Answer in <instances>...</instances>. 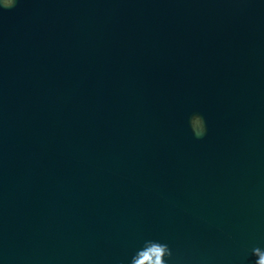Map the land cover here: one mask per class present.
<instances>
[{
    "label": "water",
    "instance_id": "1",
    "mask_svg": "<svg viewBox=\"0 0 264 264\" xmlns=\"http://www.w3.org/2000/svg\"><path fill=\"white\" fill-rule=\"evenodd\" d=\"M146 240L169 264L264 249V0L0 9V264H129Z\"/></svg>",
    "mask_w": 264,
    "mask_h": 264
},
{
    "label": "clouds",
    "instance_id": "2",
    "mask_svg": "<svg viewBox=\"0 0 264 264\" xmlns=\"http://www.w3.org/2000/svg\"><path fill=\"white\" fill-rule=\"evenodd\" d=\"M17 0H2L0 9H11ZM190 127L197 138H202L206 133V121L202 115L195 114L190 118ZM253 255L257 257L255 264H264V249L255 247ZM173 252L167 243L158 240H146L142 248L132 256L129 264H169Z\"/></svg>",
    "mask_w": 264,
    "mask_h": 264
}]
</instances>
